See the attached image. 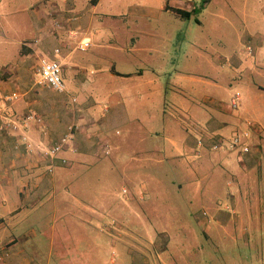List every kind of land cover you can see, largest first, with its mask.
<instances>
[{
    "label": "crops",
    "instance_id": "crops-1",
    "mask_svg": "<svg viewBox=\"0 0 264 264\" xmlns=\"http://www.w3.org/2000/svg\"><path fill=\"white\" fill-rule=\"evenodd\" d=\"M42 1L47 3L42 9L33 5L34 8L30 6L24 10L29 12L32 19L31 28L26 29L35 31L31 38L6 19L8 10L1 11L4 3L0 0V54L4 58L0 61V122L15 124L12 130L0 131V158L5 161V164L0 165V205L4 208L0 219L7 215L9 233L12 235L10 247L14 254L27 253L21 241L28 233L20 229V214L26 209V212H32L43 206L42 198L50 190L53 195L48 212L61 216L81 213L84 215L82 219H85L87 213H83L84 207L78 206L80 200L75 193L79 196L83 193L84 196L86 192L80 190L83 186L81 182H76L70 175L75 174L81 165L89 164L90 157L95 154L101 156L104 149L109 154L115 134L123 129L131 131L132 126L140 129V135L133 136L136 140L139 138L142 141L148 134L149 138L154 136L151 143L145 142L139 148L140 151L147 150L168 158L179 167V172L190 169L186 167L187 159L195 154L200 156L201 146H209L214 150L208 137L212 140L217 138L218 142L241 131H250L245 139L250 144L249 151L223 147V151L216 152L217 168L224 171L222 166L226 165V172H229L230 177L225 185L230 191L226 199L231 205H249L247 208L243 206L241 214L231 217L232 224L243 220L244 214L246 218L250 217L249 211L257 202L264 205V198L261 197L264 196V85L258 81L255 89L247 78L242 79L246 71L264 78L262 33L248 35L252 49L245 47L244 55L232 52L228 57L215 54L202 58L205 64L203 69L213 71V74H192L176 66H173L175 73L172 74L153 62V54L158 50L155 48L156 34L161 31L166 35L162 41L174 44V48L177 42L169 37V32L164 28H170L177 18H183L176 9L189 13L195 9L192 0H138L135 4L126 5V9L119 0V4L105 8L103 14L98 10L103 0H97L94 4L84 0L82 6L75 0ZM258 9L263 13L264 5ZM111 11H119V14H113L112 18L109 14ZM121 16L155 20L153 34H147L154 44L139 43L138 35L150 31H129V27L118 30L122 39H117L116 30L110 31L108 40L100 35L95 40H88L87 35L97 31V27L92 24L94 17L101 23V20H116ZM256 17L252 14L250 22H254ZM105 28L114 27L109 24ZM11 29H15L12 31L14 39L9 36ZM17 36L20 41L15 39ZM77 36L80 38L75 42ZM10 43L14 44L11 49L13 53L5 58L2 53L10 48ZM16 43L19 46L16 47ZM83 43H88V46L80 49L79 45ZM90 46H104L105 52L89 50ZM76 50L85 51V55H76ZM135 55L143 58L139 59L138 64L134 63ZM12 57L18 62L9 65ZM41 58L60 64L65 85V90L61 92L63 95H57L58 91L37 82L32 71L36 70ZM30 67L33 68L26 78L24 69L30 70ZM2 72L6 73L2 75ZM220 74L229 78L222 80ZM166 75H175V81L163 85L161 77ZM235 84H238L242 94L239 95L238 102L241 100L236 109L230 103L232 91L236 89L232 85ZM45 87L55 94L53 99L42 97L40 92L39 95L35 93L34 88ZM169 90L174 95L167 98ZM12 92H16L19 97L4 103L2 96ZM131 110H134L133 115L129 112ZM161 115L166 126L161 132H155L154 125L159 122ZM248 121L253 124L251 128L247 125ZM68 132H71V138L56 157H44V153ZM17 143L19 147L15 150L14 145ZM136 144L139 145L138 142ZM208 159L200 156L197 164L191 166L192 171L195 174L204 172L208 161L212 160ZM228 161L235 162L238 167L230 168L226 164ZM48 164L52 168L48 169V166L46 170ZM252 172L255 173L251 175ZM250 176H255L253 182L248 180ZM258 183L262 184L256 190ZM58 187L63 189L61 198L55 196ZM207 187L211 188L209 182L206 188L199 190L198 197L203 202ZM213 194L208 193V201L217 195ZM10 196L13 200H8ZM139 197L142 198V195ZM213 219L218 222V227L224 226L216 218Z\"/></svg>",
    "mask_w": 264,
    "mask_h": 264
},
{
    "label": "rangeland",
    "instance_id": "rangeland-1",
    "mask_svg": "<svg viewBox=\"0 0 264 264\" xmlns=\"http://www.w3.org/2000/svg\"><path fill=\"white\" fill-rule=\"evenodd\" d=\"M75 1L80 6L84 2ZM137 1L121 0L120 5L126 9L128 5ZM3 3L1 11L8 10L6 19L15 23L16 29L26 32V36L30 35L33 38L35 31L26 29L31 28L32 19L29 12L24 10L33 5L37 9H42L47 3L42 0H3ZM102 3L98 9L100 14H103L105 8L119 4V0H103ZM192 3L195 9L190 11L189 16L177 18L170 28H164L169 32V37L176 40L174 48V44L162 41L166 35L164 36L161 31L156 34L157 38L159 36V39L155 38L157 43L155 48L158 50L153 54L155 55L153 62L160 64L166 72L174 74L173 66H176L177 69L187 70L192 74L200 72L213 74V71L203 69L205 64L202 58L215 54L228 57L232 52L244 55L245 47L252 49L248 35L255 32L262 33L264 40L262 15L264 12L257 11L264 5V0H192ZM116 13L119 14V11H111L109 14L113 18V14ZM252 14L257 16L252 22L256 27H252L250 22ZM97 19L94 17L92 21L93 26L97 27L96 33L87 35L90 41L99 38V35L108 40L110 31L116 30L117 39H122L118 30L123 31L129 27V31L133 29L150 31L138 35L139 43L154 44L147 36L153 34L155 21L153 19L121 16L116 20L110 18L101 20L103 26ZM109 24L114 28L107 30L105 26ZM13 30L15 29L8 31L9 36L14 39ZM112 35L115 38V35ZM78 38L80 36L75 38V42ZM15 39L21 40L18 36ZM8 46L10 48L2 53L5 58L13 53L11 49L14 48V44L10 43ZM17 46L19 44L16 43ZM91 49L99 53L105 52L104 46L100 48L90 46L89 50ZM75 54L85 55V51L76 50ZM3 59L0 54V61ZM139 59L143 58L135 55L134 63L138 64ZM17 62L18 59L12 57L8 64ZM0 67L2 68L1 64ZM32 68L24 69V72L29 74ZM35 71H32L33 74ZM3 73L6 72H2V75ZM243 75L242 79L247 78L251 82V87L255 89L259 82L264 85V78L254 73L250 75L246 71ZM175 77L166 75L161 77V82L163 85H169L175 81L173 80ZM227 77L224 74L220 79L226 80ZM232 86L233 89L236 88L232 94L238 93L242 96L238 84ZM34 89L36 94L39 95L40 92L41 96H46L47 99L55 97L52 90L46 87ZM57 95L63 94L58 92ZM172 95L174 92L169 90L167 98ZM129 112L133 115L134 110ZM166 116L168 117L167 114ZM164 122L166 121L161 115L159 122L154 125L155 132L162 131L166 126ZM139 132L140 129L132 126L131 131L123 129L117 134L114 133L115 140L112 147L110 146L109 154H106L104 149L101 156L95 154L90 157L89 164L81 165L73 176L70 175L84 186L80 188L85 190L84 196L83 193H80V196L78 193L75 195L80 200L78 206L82 209L84 207L83 213H87L85 219H82L84 215L81 213L61 216L48 212L53 195L50 190L42 198L43 206L32 212H26V209L20 214L22 216L20 229L28 233L21 241L27 253L14 254L10 247L12 235L8 229V218L7 215L2 216L0 264H264V205L257 202L249 211L250 217L246 218L244 214L243 220H237L236 225L232 224L231 217L241 214L243 206L247 208L249 205L240 203L231 205L226 199V194L230 191L225 185L230 177L229 172H226V165L222 166L224 171L217 168L216 152L223 151V147L231 143L232 137L218 142L217 138L212 140L208 137L207 140L217 144L218 149L212 150L209 146L208 148L201 146L200 156L212 160L208 161V167L204 172L195 174L191 166L197 164L199 154L189 157L188 162L184 160L186 167L190 169L179 172V167L168 158L151 151H140L139 148L145 142L151 143L154 136L149 138L148 134L144 140L140 141L139 138L136 140L134 137L139 136ZM137 142L140 146L136 144ZM227 152L229 151L225 153ZM3 164L5 161L0 158V165ZM226 164L230 168L238 167L233 161ZM48 166L49 164L46 165V170L52 168V165ZM254 178L255 176H250L248 180L253 182ZM208 182L211 188L207 187L208 192L203 202L201 197H198L199 190L206 188ZM260 184L262 183L255 186L256 190ZM62 190L57 188L56 198H61ZM248 190L252 193L250 189ZM208 193L217 195L212 201H208L210 199ZM218 194L220 199L217 200ZM139 195H142V198ZM8 200H13L12 196ZM225 204L229 207L227 208ZM3 209L0 205V213ZM213 218L220 221L224 228L218 227V222Z\"/></svg>",
    "mask_w": 264,
    "mask_h": 264
},
{
    "label": "built area",
    "instance_id": "built-area-1",
    "mask_svg": "<svg viewBox=\"0 0 264 264\" xmlns=\"http://www.w3.org/2000/svg\"><path fill=\"white\" fill-rule=\"evenodd\" d=\"M88 46V43H83L79 45L80 49H84ZM35 75L37 77V82L39 84H43L47 87H50L58 92H62L65 90V85L62 81V75H61V66L58 62L54 60H47L45 58H41L38 66L35 71ZM18 96L16 92L7 93L2 96V100L4 103L10 102L15 100ZM238 99L239 94L235 93L233 97L231 98V106L233 108H236L238 106ZM1 109H0V115H1ZM247 125L249 128L253 126V124L248 121ZM15 128V124L11 122H0V131H9ZM71 130V127H69ZM71 132L66 133L63 135L52 147H50L46 153H44V157L47 158H54L56 157L58 151H60L66 144L68 140L71 138ZM250 135V131L244 130L240 133H237L232 136L231 143L229 145H225L227 149H234L237 148V146H240L241 151L247 152L250 149V146L246 143L245 139L248 138ZM22 140L25 141L24 138ZM29 146V144H26ZM224 146V145H223ZM19 147L18 143L14 145V149L17 150ZM217 144H212V148H217ZM106 154L108 153V150H105Z\"/></svg>",
    "mask_w": 264,
    "mask_h": 264
},
{
    "label": "trees",
    "instance_id": "trees-1",
    "mask_svg": "<svg viewBox=\"0 0 264 264\" xmlns=\"http://www.w3.org/2000/svg\"><path fill=\"white\" fill-rule=\"evenodd\" d=\"M91 3H96L97 0H90ZM176 12L180 15V16H183V17H186V16H189V12H186V11H183L181 9H176Z\"/></svg>",
    "mask_w": 264,
    "mask_h": 264
}]
</instances>
